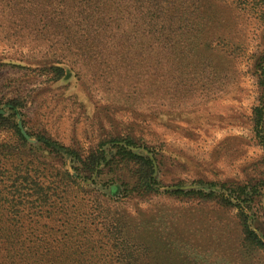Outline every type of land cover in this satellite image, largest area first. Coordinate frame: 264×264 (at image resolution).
Wrapping results in <instances>:
<instances>
[{"label":"rangeland","instance_id":"rangeland-1","mask_svg":"<svg viewBox=\"0 0 264 264\" xmlns=\"http://www.w3.org/2000/svg\"><path fill=\"white\" fill-rule=\"evenodd\" d=\"M159 1L163 17L129 14L109 46L80 50L38 6L0 0V115L28 138L0 125L1 264H264L237 208L166 194L207 191L198 180L248 184V203L211 191L243 207L264 240V145L250 120L264 0ZM11 98L23 103L13 115ZM126 136L136 145L110 142ZM113 145L151 160L153 193L130 189L131 164L77 169L98 147L110 161Z\"/></svg>","mask_w":264,"mask_h":264},{"label":"trees","instance_id":"trees-1","mask_svg":"<svg viewBox=\"0 0 264 264\" xmlns=\"http://www.w3.org/2000/svg\"><path fill=\"white\" fill-rule=\"evenodd\" d=\"M28 4L38 6L40 15L45 20L46 26L52 23L57 26L60 32L72 31L75 38V46L83 50L87 46H109L111 43L107 38L112 37L111 28L114 24L115 29H120L118 22L128 19L129 14L148 17L149 19L158 18L166 15L167 7L159 0H27ZM20 10L27 14V8L25 5L18 6ZM44 7V9H43ZM30 10H38L33 6H30ZM59 16V17H58ZM150 20V21H151ZM149 21V22H150ZM148 22V23H149ZM167 23V22H166ZM181 21L177 24L176 30H182L184 24L180 25ZM169 29V27H168ZM108 31L110 32L109 34ZM70 34V33H69ZM90 37V38H89ZM89 38V40H88ZM91 40V42H90ZM90 42V43H89ZM59 61V60H58ZM262 62V60H261ZM258 79L257 85L259 88V96L257 104L253 107L251 112V124L255 131V138L260 140V143L264 145V66L258 65ZM52 78L58 80L64 78L65 70L61 66H52L50 68ZM10 105V112L13 115L15 108L22 106V101L19 98H11L6 101ZM0 125L11 127L19 133L18 128L13 122L8 121L7 118L0 115ZM25 139L19 134V140L25 144ZM110 142H124L126 146H135L134 140L129 137L112 138ZM45 148L55 154H58L62 149L68 154H72L75 157H79L78 153L68 148L59 147V150L51 149L48 143L44 144ZM116 148V154L106 161L103 151L98 147L96 151L90 152L84 159L78 160L80 163V169L88 174L99 166L103 161L110 167H118L122 164L133 165L136 169V179L133 182V186L130 189H135L144 193H153V185L157 184V181L153 179V166L151 160L141 154L133 153L121 145H113ZM79 159V158H78ZM198 182L200 187L205 188L207 191L199 189L197 191L190 190L183 192L179 187H174L170 191H166V194L173 196H182L187 198H196L198 201H216L223 207L237 208L236 217L243 241L250 245L254 249H264V240L261 239L255 230L250 227L249 217L243 210V207L232 203L231 197L226 198L222 195H216L212 188L219 186L220 188L228 191L230 196H234L237 200L248 203L253 201V196H248L251 193L254 194V187L245 185H226V183L206 182L202 180L194 181ZM181 184L177 183L175 185ZM1 264V262H0Z\"/></svg>","mask_w":264,"mask_h":264},{"label":"water","instance_id":"water-1","mask_svg":"<svg viewBox=\"0 0 264 264\" xmlns=\"http://www.w3.org/2000/svg\"><path fill=\"white\" fill-rule=\"evenodd\" d=\"M18 128L20 129L22 135H23L26 139H28V138H27V135L23 132V130H22L20 124H18ZM52 146H53L54 148L58 149V150L60 149V148H59L58 146H56V145H52ZM59 151H64V150L60 149Z\"/></svg>","mask_w":264,"mask_h":264}]
</instances>
